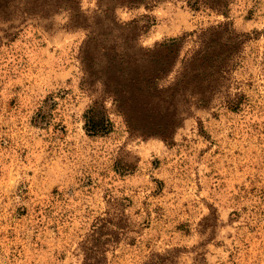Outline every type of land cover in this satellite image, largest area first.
Masks as SVG:
<instances>
[{"label":"rangeland","instance_id":"rangeland-1","mask_svg":"<svg viewBox=\"0 0 264 264\" xmlns=\"http://www.w3.org/2000/svg\"><path fill=\"white\" fill-rule=\"evenodd\" d=\"M96 1L0 0V264H264V0H228L226 16L183 0L115 9L138 54L175 38L182 57L201 29L233 31L218 92L179 103L168 142L130 134L109 98L108 122L89 125L86 31L66 25Z\"/></svg>","mask_w":264,"mask_h":264},{"label":"trees","instance_id":"trees-1","mask_svg":"<svg viewBox=\"0 0 264 264\" xmlns=\"http://www.w3.org/2000/svg\"><path fill=\"white\" fill-rule=\"evenodd\" d=\"M159 1L97 0L90 17L81 14L79 7L69 11L66 27L86 31L80 47L81 83L85 90L97 93L89 110L91 128H103L108 122L104 101L109 98L130 134L156 136L168 142L182 122L179 103L193 100L194 105L204 106L230 71L237 43L227 22L201 29L195 35L196 48L182 57L183 39L171 38L138 54L127 39L114 35V27L126 25L115 17L117 7L149 8ZM183 1L195 11L204 8L224 16L228 12V0ZM130 23L136 24L135 39L147 28L145 24L137 26L136 20ZM112 70L114 74L110 75Z\"/></svg>","mask_w":264,"mask_h":264},{"label":"snow or ice","instance_id":"snow-or-ice-1","mask_svg":"<svg viewBox=\"0 0 264 264\" xmlns=\"http://www.w3.org/2000/svg\"><path fill=\"white\" fill-rule=\"evenodd\" d=\"M209 3H211V0H208Z\"/></svg>","mask_w":264,"mask_h":264}]
</instances>
